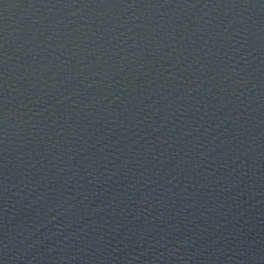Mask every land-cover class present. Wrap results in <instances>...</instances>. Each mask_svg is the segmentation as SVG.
Instances as JSON below:
<instances>
[{"label":"water","instance_id":"obj_1","mask_svg":"<svg viewBox=\"0 0 264 264\" xmlns=\"http://www.w3.org/2000/svg\"><path fill=\"white\" fill-rule=\"evenodd\" d=\"M0 38V264H264V0H3Z\"/></svg>","mask_w":264,"mask_h":264},{"label":"snow or ice","instance_id":"obj_2","mask_svg":"<svg viewBox=\"0 0 264 264\" xmlns=\"http://www.w3.org/2000/svg\"><path fill=\"white\" fill-rule=\"evenodd\" d=\"M3 2V0H0V3H2ZM0 39H2V38H0ZM3 48V45L2 44H0V49H2ZM4 55V53H2V52H0V56H3ZM3 63V61L2 60H0V64H2ZM0 75H2V73H0Z\"/></svg>","mask_w":264,"mask_h":264}]
</instances>
